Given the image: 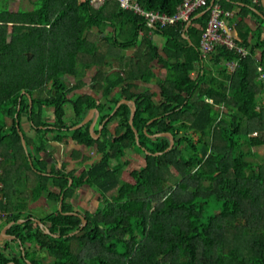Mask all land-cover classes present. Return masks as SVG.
<instances>
[{"label":"trees","instance_id":"obj_1","mask_svg":"<svg viewBox=\"0 0 264 264\" xmlns=\"http://www.w3.org/2000/svg\"><path fill=\"white\" fill-rule=\"evenodd\" d=\"M136 1L172 14L181 0ZM221 5L237 9L234 38L246 55L216 45L203 56L199 41L208 12L193 18L195 12L187 28H151L165 42L159 48L146 37L149 59L133 70L156 89L131 90L124 71L109 67L108 52L135 46L138 31L150 29L142 16L115 0L97 7L90 0H0V207L8 212L0 230L13 222L6 230L13 238L0 245V264H264V163L255 160L264 151V82L257 71V65L264 70V9L252 0ZM248 13L259 20L255 29L244 21ZM108 28L115 39L113 33L100 37ZM83 36L99 42L94 54L76 51ZM71 52L75 67L68 70ZM151 60L165 68L163 78ZM101 63L90 77L102 87L101 97L70 95ZM121 97L135 102L132 124L127 103L109 115ZM45 107L52 108V122ZM92 108L101 113L98 123L104 121L98 138L91 136V121L71 128ZM250 122L259 135L250 134ZM163 132L171 133V147L168 135H155ZM51 140L95 145L100 159L81 171L48 165L42 155ZM128 149L143 157L131 170L133 182L122 178ZM18 173L27 178L25 189L33 187L28 198L17 195L10 178ZM83 186L96 194L94 211L73 204ZM41 196L56 204L35 214L30 203Z\"/></svg>","mask_w":264,"mask_h":264},{"label":"crops","instance_id":"obj_2","mask_svg":"<svg viewBox=\"0 0 264 264\" xmlns=\"http://www.w3.org/2000/svg\"><path fill=\"white\" fill-rule=\"evenodd\" d=\"M217 2L221 5L222 0H211L210 2L213 3ZM240 3V2H238ZM256 4L258 6H260L261 8L264 9V0H257ZM223 7V5H221ZM224 8V7H223ZM226 9V8H224ZM230 10V9H228ZM231 11L234 12L237 11L236 8L231 9ZM257 11V10H256ZM204 11H202L203 13ZM258 12V11H257ZM197 15V14H196ZM233 17V15L226 20V24L227 26L232 30V33H236L235 31V25L237 24L238 20H234L232 22L231 18ZM244 21L248 24L249 27H251L252 29H255L257 27V22L259 21L256 17H254L253 15H251L250 13L247 14V16L244 18ZM109 30L106 31V33H101L100 37H104V36H110L111 33H113V39H115V30L108 28ZM146 37H149V39H151V42H153V44L157 47H162L164 42H165V38L156 32L151 31L150 29H146V30H139L138 31V38L135 42V46L134 47H130L127 49H119L118 47H110L112 50L109 51L108 53L110 54L109 57V67H112L113 70H119L122 69L124 71L123 75L128 77V81L129 83L132 84V89L131 90H146L151 88L152 90L156 89V84L154 82L152 83H145L143 82L141 79L138 78V72L137 70H133V65L136 64V62H138L140 60V63L143 64V61L149 59V48L148 46L144 43ZM76 51L78 52H82V53H86V54H94L97 50L99 45V42L94 41L93 38L90 37H78L76 39ZM75 57L76 54L75 52H71L69 53L68 56V62H67V69L68 70H73L75 67ZM100 59L105 62L107 61V58L104 57V55L102 54L100 56ZM150 64L153 66V68H156L160 74H161V78L164 77L166 70L165 68L159 63L156 62L155 60H151ZM104 64H96L94 67H92V69L89 71L88 76L86 77V82L81 84L80 86L76 87L73 91H71L70 95L74 96L76 94H88L91 95L97 99H99L101 97V93H102V87L100 86V84L98 82H96V84L91 85L90 83V77L96 73V69H102ZM101 75H98V77H100ZM136 77V78H135ZM70 78V77H69ZM119 89H117L118 91ZM122 99H126L125 97H121L119 99L120 104L124 103L123 101H121ZM129 100V99H126ZM129 104V103H127ZM130 105V104H129ZM66 109V114H65V118L68 122H70L73 119V110L72 107L67 104L65 106ZM89 111L86 113L85 117L88 115ZM113 114V113H112ZM111 113L109 114L110 116L112 115ZM43 115L46 117H50L52 118V108L48 107V110H45V108H43ZM91 117H89L88 121L92 122V118L94 117V121L91 125V128L93 127L92 134L97 136L96 138L99 137L100 135V131L102 128V124L104 121H102L101 124L98 123L99 121V117L101 115V113L99 112V115L96 114V112H92ZM84 117V118H85ZM83 118V119H84ZM108 118V117H107ZM82 119V120H83ZM90 125H89V130H90ZM115 123L114 121H110L108 126L109 128L113 129ZM97 130L96 134L93 133L94 130ZM47 152L43 153L42 157L44 159L47 160L48 165H50L52 162L56 163L57 165H61L62 163L66 164V168L67 170H71V169H75L77 171H81L84 168H87L92 162L94 161H98L99 158V153L97 152V147L94 145L93 147H85L83 145H79L76 144L74 142H68V143H59L57 141L51 140L48 145H47ZM49 152L53 153V158H50L49 156ZM55 160V161H54ZM87 160L82 166H86V167H77V164L80 162H83ZM90 160V161H88ZM75 192H89L93 194V190L91 188H89L88 186H83L78 188ZM96 195V194H95ZM81 207H83L81 205ZM96 207V205H95ZM78 209V208H77ZM84 209H88L87 207H85ZM95 209V208H94ZM94 209H92L91 211H94ZM80 210V209H79Z\"/></svg>","mask_w":264,"mask_h":264},{"label":"built area","instance_id":"obj_3","mask_svg":"<svg viewBox=\"0 0 264 264\" xmlns=\"http://www.w3.org/2000/svg\"><path fill=\"white\" fill-rule=\"evenodd\" d=\"M94 6H100L106 0H90ZM120 8L133 11L143 16L148 24L153 23L160 28L171 27L178 23L190 21L192 14L198 11L208 12L205 27L201 33L199 49L203 56L211 52L216 45H223L228 49H236L241 55H246L247 50L236 44L234 33L227 26V18L233 15V12L224 9L219 3H211V0H181L172 14H167L159 10H146L136 0H115ZM257 2V0H253ZM151 25V24H150ZM235 62L229 63L228 68L234 70ZM258 78L264 82V70L262 65H257ZM212 101V99H209ZM259 106H264V87L262 89V98ZM1 173V170H0ZM0 202L5 203L3 192V183L0 181ZM8 212L0 207V224L5 219Z\"/></svg>","mask_w":264,"mask_h":264},{"label":"rangeland","instance_id":"obj_4","mask_svg":"<svg viewBox=\"0 0 264 264\" xmlns=\"http://www.w3.org/2000/svg\"><path fill=\"white\" fill-rule=\"evenodd\" d=\"M201 12H202V10L198 11L196 14L197 15L200 14L199 16H202L204 13H206V12H203V13H201ZM196 14H195V16H196ZM195 16L193 18H195ZM199 16H197V18ZM144 20L146 21V19H144ZM190 21H192V18L190 19ZM185 23H187V22H185ZM150 24L147 23V25L150 27V30H151V28L154 25H153V23H150ZM175 25H172L171 27H174ZM9 29H11V27ZM206 100L208 102H212V101H209L208 98H206ZM45 110H48V107H45ZM45 119L47 121L52 122V120H51L52 118H48V117L45 116ZM23 121H24L23 122L24 128L27 130L28 129V124H27L25 119ZM248 126H249V131H250L251 135L255 136V135H259L260 134L259 131L255 130V124L253 122H250ZM126 154H127V158H129L130 161H128V163L124 166L122 178L124 180L133 182L134 179L132 178V176L130 174L131 170L137 168V164L140 166L141 160H142L143 157L140 155V153L138 151L135 150L133 152V151H131V149H128ZM255 160L260 161L261 163H264V151L260 152ZM86 161L87 160L78 163L76 168L77 167H86V166H82ZM88 161H90V160H88ZM13 177L15 178L16 186H17V189L19 191L17 195L19 197L21 195V197H27L28 198L30 196V192L32 191L33 187L30 186V187H27V189H25L26 186H27V185L25 186V184L28 183L27 182V178H25V176H23L22 174H19V173L16 174L15 176L10 175L11 179H14ZM23 189H24V191L22 192ZM55 204L56 203L54 201H51V200L47 199L45 196H41L37 201L31 202L30 203V207H31L32 211L35 214H38L40 211H42V212H40L39 214H43L44 211H47L50 206H54ZM73 204H74L75 208H78V209H82L81 205L83 207H87L89 210L94 209L95 205H96L95 192H93V194L92 193L89 194V192H75L74 193ZM7 239L8 238H5V239L1 240L0 241V245H2L3 242L5 240H7ZM9 247H10L9 251H14V248H17L16 243L13 242V241L12 242L10 241ZM7 264H10V262H8Z\"/></svg>","mask_w":264,"mask_h":264},{"label":"water","instance_id":"obj_5","mask_svg":"<svg viewBox=\"0 0 264 264\" xmlns=\"http://www.w3.org/2000/svg\"><path fill=\"white\" fill-rule=\"evenodd\" d=\"M201 13H202V12H201ZM199 15H200V14H199ZM199 15H196L195 18H197V16H199ZM190 23H191V21H188V22L186 23V25H185V28H187V27L189 26ZM153 27L155 28L156 26L154 25ZM121 101H123L124 103H129L130 106H131V112H130V117H129V123L132 124V120H133V116H134V112H135V108H136V106H135V102H134V100H126V99H122ZM30 103H31V101H30ZM119 104H120V101L117 102V104H116V106L114 107V109L112 110L111 114L115 112V110L117 109V107L119 106ZM92 112H96V114L99 115V110H98L97 108H92V109L89 110L88 115H87V116H86L81 122H79L78 124L74 125V126L71 127V128H72V129H76V128L82 126L84 123H86V122L88 121L89 117H91L90 114H91ZM94 119H95V118L93 117V118H92L91 125H92ZM91 125H90V133H91V136H92L93 138H96L97 136H95V135L92 134V131H91V130H93V127L91 128ZM134 132H135V136H136V139H137V131L134 130ZM19 134H20V137H21V143H22V145H23V147H24V149H25V148H26V144H25V140H24L23 134H22L21 131H19ZM155 135H168V136L170 137V144H169V147H171V145L173 144V138H172V135H171L170 132L157 133V134H155ZM169 147H168V148H169ZM71 181H72V180L69 179V183H71ZM61 201H62V196H61V198H60V202H61ZM60 202H59V206H60ZM69 213L78 214V213H76V212H74V211H71V212H69ZM78 215H79V217L81 218V221H82L81 226L85 225V224H86V219L84 218V216L81 215V214H78ZM23 220H24V219H20V220H18V222H22ZM35 220H36V222L38 223V225L40 226V228H41L45 233L55 235V234H53V233H51V232L49 231V229L47 228V226H45V225L41 222V220H39V219H37V218H36ZM11 224H13V222H9L6 226H4V227L1 229V231H0V241L3 240V239H5V238H8V239L13 238L12 235H9V234L6 233L7 228H8ZM75 232H77V230H74L73 232H71V234H73V233H75ZM27 263H28V264H31L29 261H27ZM10 264H14V263L11 261Z\"/></svg>","mask_w":264,"mask_h":264}]
</instances>
